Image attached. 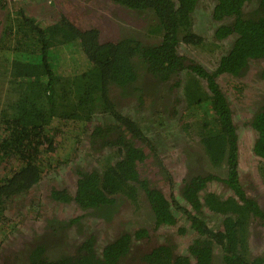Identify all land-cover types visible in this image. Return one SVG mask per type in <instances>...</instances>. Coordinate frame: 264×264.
Listing matches in <instances>:
<instances>
[{"label": "trees", "instance_id": "1", "mask_svg": "<svg viewBox=\"0 0 264 264\" xmlns=\"http://www.w3.org/2000/svg\"><path fill=\"white\" fill-rule=\"evenodd\" d=\"M200 1L100 0L104 8L123 9L139 20L142 32L151 38L156 35L151 43L144 42L146 35L142 39L136 35L137 29L117 40H103L99 29H85L64 13L48 22L22 9L13 17L8 15L0 40V78L7 83V98L0 108V233H7L2 227L8 201L39 182L51 166L66 163L80 136L91 130L96 144L115 148L112 157L90 171L78 169L74 195L53 190V198L67 202L68 195L81 209L100 216L111 214L122 201L139 202L140 191L152 210L154 226L175 225L173 209L187 215L197 233L188 247L194 264H211L215 245L222 248L223 264H264L263 256L249 253L247 243L248 223L264 222V211L238 182V122L217 82L220 74L242 77L250 62L264 61V0H215L212 19L228 20L216 29V38L230 34L235 38L213 71L188 60L181 51L182 44L210 45L192 29ZM144 74L155 85L182 86L185 128L199 137L211 165L226 164L225 177L208 171L201 157V167L183 181L179 199L173 201L140 179L137 166L146 152H154L153 146L112 96L120 95L119 102L131 97L133 107L143 109L145 98L155 96L145 92ZM259 76L264 78V68ZM107 113V120L93 123L97 114L105 117ZM248 124L255 131L251 150L264 161V104ZM213 180L226 184L234 196L224 199L204 193ZM204 207L225 215L220 226L205 221ZM46 232L43 241L31 245L24 264H123L133 238L146 235L145 228L133 233L124 230L105 243L100 253L89 236L78 245L77 253L46 260L43 247L53 235L51 229ZM154 247L143 256L148 264H191L189 256L174 253V246ZM17 256L10 251L0 264H16Z\"/></svg>", "mask_w": 264, "mask_h": 264}, {"label": "rangeland", "instance_id": "2", "mask_svg": "<svg viewBox=\"0 0 264 264\" xmlns=\"http://www.w3.org/2000/svg\"><path fill=\"white\" fill-rule=\"evenodd\" d=\"M213 3L214 0H201L193 13L194 31L206 38L207 41H210L211 36L210 14ZM20 9L44 22L56 20L60 13H64L75 23H80L83 28L95 27L107 37L121 36L128 31L136 32L135 29H137V35H140L142 26V23L136 18L131 17L127 11L123 9L114 10L104 8L100 5V0H19L9 3L0 1V40L2 39L3 29L7 25L8 15L13 17ZM126 17L127 19L123 20ZM125 22H128V25H124ZM230 41L231 39L222 41L219 44V48H216L214 52L209 51V45H205V47L200 49L187 44L181 45V51L186 57L192 58L200 63L202 62V65L212 70L220 55L224 50L229 48ZM0 53H2V51H0ZM262 68H264V61H252L243 77L232 78L222 74L217 78L221 90L227 96L231 108L233 109L234 118L239 124L237 130L239 169L243 174H248L252 179H257L256 166L259 165L260 159H256L251 151L255 131L243 122L248 121L260 105V102L264 100V78L259 76V71ZM233 83H236L238 87H235ZM6 95L7 83L4 79L0 78V108L7 98ZM182 98H184V94L182 86H180L176 88L175 105L178 108V112H176L175 117L168 115L167 109L163 110L162 106L158 114H156V118L154 117L155 114H145L143 115L144 117H142L145 120L152 119L149 132L154 138L156 149L161 160L164 161V165L168 169L172 179L170 183V181L166 180L161 174L155 173L153 182L159 184L163 189H167L168 187L171 188L174 193L181 179L187 173L185 159L189 160V162L191 161V165L194 168L197 167L196 170H198V167H201V162L203 161L196 152H188L194 156L187 155L185 152V147L188 145L196 147L198 137L191 129H188L187 126V129L185 128V122H183L184 118H180V111L185 106V102H183ZM122 103H125L123 106L125 110L131 108L129 99L120 102V104ZM77 157L86 164L87 167L97 165L96 155L91 151L86 139L82 147L79 148ZM67 166L68 164L62 166L64 171L59 170L58 172L49 173L41 181L40 190L43 195L46 194L45 192L50 186L69 187L68 189L72 188L74 180ZM213 171L218 175H222L225 173V168L213 169ZM246 182H249V180L246 179ZM245 187H247V184ZM256 189L255 191L250 190V193L256 194L257 191H259V193H257V202L259 206L264 209V184L259 181ZM209 190L222 196L228 194L221 190L215 183H210ZM41 193L38 192L41 203L34 209L28 207V197L15 200L18 208H12L9 215L12 220L18 222V229L0 241V247H2L0 250V260L6 257L10 251L15 255H24L30 251L32 244L33 247L38 242L43 241L44 237L42 236H46L45 234L47 233L45 228L46 220L50 216H56L61 220H65L68 217L83 215V212H81L76 205L42 199ZM166 193L170 198V192ZM176 198L179 199V196L176 195ZM134 211L137 212L134 213ZM205 211L206 217L212 215L209 210L205 209ZM136 214H138V225H145L149 222L146 208L142 207L137 210L124 209L121 217L112 223H106L107 220L104 221L90 215H88V217H83L79 223L75 224L79 228L83 227L85 232H78V228L75 225L70 230V233L72 235L76 233L78 237H83L85 233L95 231L94 235L97 236L98 245L101 246L105 241L107 242L110 240L120 229H126L123 223L135 219L134 215ZM135 225L136 222L133 226ZM254 225L255 224L251 226L252 231L249 245L255 254H260L264 257V230L261 226L257 225L255 232H253ZM168 230L176 231V228H169ZM190 234L191 233L188 232L184 238L178 236V244L184 246L186 238L191 237ZM23 247H25V250L22 249Z\"/></svg>", "mask_w": 264, "mask_h": 264}, {"label": "flooded vegetation", "instance_id": "3", "mask_svg": "<svg viewBox=\"0 0 264 264\" xmlns=\"http://www.w3.org/2000/svg\"><path fill=\"white\" fill-rule=\"evenodd\" d=\"M214 2H215V0H214ZM213 5H214V3H213ZM210 18H211V21H210V30H211L210 41H207L206 38H204L203 36L197 34L194 31V27H193L194 25L192 23L193 32L196 33L197 35L201 36L203 38L204 42H209L210 43L209 51L214 52V50H216V48H219V44L222 41L227 40V39H231V41H230V46H231L232 42H233V40L235 38V35L230 34V35H228V36H226L224 38H221V39H218L215 36L216 29L221 24V22H227L228 20H223L221 22L217 21V20H214V19H212L211 14H210ZM124 25H128V22H125ZM134 33H135L134 31H128V32L123 33V35H121V36H124V35L127 36V34H134ZM141 35H146L145 31L142 32V29L140 30V37H141ZM100 36H101V39H103V40H112V41L113 40H117V39H119L121 37V36L107 37V36L103 35L101 33V31H100ZM155 36L156 35H153V37L151 38V37H149V35L148 36L146 35V39L144 40V42L151 43L152 41H154V37ZM141 39H142V37H141ZM230 46H229L228 49L224 50V52L220 55V57L230 49ZM196 48H200V47H196ZM184 57L187 58L188 60L196 62L197 64H199L205 70H208V71H213L216 68V65H217V63H216L215 67L212 70H209L204 65H202V62L200 63L199 61H195L192 58L186 57L185 55H184ZM218 59H217V61H218ZM262 69H260V71ZM220 75H222V74H220ZM225 75H227L229 77H232V78H240V77L232 76L230 74H225ZM144 82L146 84V86L144 88L145 92H147L148 94L155 93V96H153V97L147 96L145 98V103L147 105L143 109H141L140 111L139 110L137 111L135 109V107H133L134 103L131 100V97L130 98H125L124 97L120 101V102H123L124 100H127V99L130 100L131 108L130 109H126V110L123 107L125 103L120 104V102H119L120 95H117L116 99L114 98L115 96L113 95L112 99L114 101H116V100L118 101V103L120 104V110L124 114L130 116L131 120L136 121L139 124V126L141 127V130H143L144 135L147 136L146 138L150 140V142H151V144L153 146L154 152L153 153L150 152V151L148 153L146 152L147 156H146L145 160L143 162L139 163L138 166H137V170H138L140 179L143 180V181L146 180L149 186H152V187H155L156 189H159L163 193V195L166 197V199L168 201H173V200L177 199L176 195L177 196L180 195V191H181V188H182V185H183V181L185 179L191 177L192 175H194L195 174L194 172L196 171L197 167L194 168L191 165V161L189 162V160L185 159L186 160L185 162H186V167H187V170H186L187 173L181 179V181H180V183H179V185L177 187V190L175 192L176 194L171 190V188L168 187L167 189H163V188L160 187L159 184H157L156 182H153V177L155 176V173L161 174L166 180L170 181V183H171L172 179H171V175H170L168 169L164 165V161L161 160V157H160V155H159V153H158V151L156 149L154 138L150 135L149 128L151 126L152 119L151 120H148V119L145 120L142 117H144L143 115H145V114H155L154 117L157 116L156 114H158V112L160 111V107L161 106H162L163 110L167 109V114L168 115H171V116L175 117L176 112H178V108L175 105L176 88L173 89L171 87V82L163 83L161 86H159L158 83L155 85L153 83V80L151 79V77L149 75H146V74H144ZM233 85L235 87H238V85L236 83H233ZM219 87H220V85H219ZM222 93H223V91H222ZM226 98H227V96H226ZM182 100H183V102H185L184 98H182ZM227 100H228V98H227ZM263 104H264V100L260 102V105L257 107L256 111ZM183 108L180 111V118L183 117L182 116ZM253 114H252V116H253ZM109 117H110V115L108 113L106 114L105 117H101L100 115L97 114L96 118L93 121V123H98L99 121H105ZM250 118L248 119V121L250 120ZM234 120H235V118H234ZM184 121L187 122L188 120L185 118L183 120V122ZM248 121L243 122V123H245V125H249ZM238 127H239V124L237 123L236 124V135H237V146H238V156H237V178H238V182H239V184L241 186V189L245 192L247 197H252L253 200L256 201V203L259 205V203L257 202V196H258L257 193H259V191H257L256 194H251L250 190H252V191L253 190L254 191L257 190L256 189L257 188V183L259 181H261L264 184V161H263L262 158L256 156L254 154V152H252L253 155L256 157V159H260L259 165L256 166V169H257L256 178L257 179H252V178L249 177L248 174H245V173L243 174L240 171V169H239L238 131H237ZM90 131L85 133V134H83L82 137L80 136V138H79V140H78V142H77V144L75 146V150H74L72 156L69 159H67L66 163L59 164V166H56V165H54L53 167L51 166L49 172L44 174L43 178L40 179L39 182L34 184L27 191L14 196L11 200L8 201V203H7V212H8V214L6 213V210H5V216H6V214H7V216H6V219L3 221V222H6V226L3 225V227H2V229L6 230L7 233L6 234L5 233H0V241L3 238H5L6 236L9 235V231H10V233H13V232H15V230L18 229L17 228L18 222L16 220H12L10 215H9L10 210L12 208H14V207L16 209L18 208V206L16 205V201L15 200L18 199V198H22V197L23 198L28 197V199H29L28 200V203H29L28 207H31L32 209L38 207L40 205V203H41V199L39 198V194H38V192L41 193V190H40L41 183H42L41 181L49 173H52V172H55V171L58 172L59 170L64 171V169H62V166L68 164L67 168H68V170H70V174H71V176L73 177V180H74V185L72 186V188L68 189L69 187L50 186L48 188V190L45 192L46 193L45 195H43L41 193V197H42V199L52 200V201H56V202H60V203L74 204L80 209L81 212H83V215H79V216H75V217L74 216L68 217L65 220H61V219L57 218L56 216H50L46 220V227L45 228L46 229H51L53 235L51 237H48V238H50V240H52V241H50V244H48V246H44L43 247L44 248L43 258H45L46 260H55L56 258L59 257V255H62V254H65V253L66 254H70V255L75 254V253H77L79 251L78 250V245L84 239L88 238L89 236H93L94 237V239H95L94 248L97 251V253H100L102 251L105 243L107 244L108 241L112 240L116 235H118L122 231L126 230V231H130V232L133 233L135 230L145 228L146 229V235L145 236H143L142 238H138V239L133 238V243H132V247H131V253L128 254L123 259V264H148V263H146L144 261L143 256L145 254L149 253L152 249L155 248L154 246H156L158 244H165V245L171 246V247L174 246L173 250H174L175 254L189 256L191 264H194V262H196V261L194 260V257L190 254V252L188 250V247L192 243L193 239L196 237L197 233L192 229L191 221L187 218V215L186 214L183 215V214H181L182 213L181 211H177V210L173 209V211H172L173 215H175V217L177 218V222H176L175 225L171 226V225L164 224V225H159V227L154 226L155 225L154 215H153L152 210L149 207L147 201L145 200V197H144L143 193L140 192V191L138 192V200H139V202L134 203V202H131L129 200L122 201V202H120L117 205V207L115 208V210L111 214L101 213L100 216L95 214L91 210L81 209L74 200L68 198V195H67V202L66 201L56 200L55 198L52 197V191L53 190H65L67 192V194L74 195L75 190H76L77 170L81 169L83 171H90V170H92V169H94L96 167H99L100 165H104L105 162H107V159L109 160L112 157V154H113L115 148H110V147H107V146H103L102 143L96 144L92 140V138L90 136ZM85 139L87 140V143H89L91 151L96 155V163H97V165H95V166L87 167L86 164H84L82 161H80L78 159V157H77L78 150H79L80 147H82V144L85 141ZM196 144H197L196 147H194L193 145H188V146L185 147V152L187 153V155L194 156L193 154L188 153V152H196L197 155H199V158L204 157L205 161L202 158L201 159L204 161V163H205L204 166L208 169V171L214 172L213 169L216 170V169H220V168H225V173L224 174L218 175V174L215 173L219 177H225L227 175L226 164L222 163V167L211 165L209 163L208 158L203 153L202 145L200 143L199 137L197 139V143ZM154 153H155V155H154ZM203 161H202V163H203ZM158 163H160L161 166H158ZM246 179H248L251 184L249 182H246ZM210 183H215L217 186L220 187L221 190H223L224 192H226L228 194L225 195V196H222V195H219V194L209 190ZM246 184H247L248 188L245 187ZM166 192H170L169 193L170 198L167 196ZM205 192H211L213 194H216L218 196L223 197L224 199L227 198V197H233L234 196L232 190L226 184H224L222 182H217V181H214V180L213 181H209L206 184V189L204 190V193ZM37 195H38V197H37ZM142 207L146 208L147 215H148V218H149V222H147L145 225L139 224L140 225L139 226L137 224V222H139L137 220V215L139 214L138 213V214L134 215L135 219H131V221H128L127 223H123L124 227L126 229H123V230L120 229L116 234H114V236H112V238L110 240H108L107 242L105 241L101 246L98 245V238H97L96 235H94L95 231L94 232H90V233H85L83 235V237H78L76 235V233L73 234V235L70 233V230L76 225L75 223H79V221L83 217H88V215L93 216L94 218L102 219L104 221L107 220L106 223H112V222L116 221L118 218L121 217L122 212H123L124 209H126V210L127 209L137 210V209H141ZM260 208L264 211V209L262 207H260ZM205 209L209 210L208 208L204 207V210ZM209 211L211 212L212 215L210 217H206L205 221L209 225H212L214 227L220 226V222L222 220V214L223 213L222 214L221 213L217 214V213H214L211 210H209ZM135 212H137V211H134V213ZM205 216H206V211H205ZM223 216H225V215L223 214ZM135 222H136V225L133 226L135 224ZM253 224H255L253 232H255V230L257 228L256 227L257 225L261 226L263 228V230H264V222L261 223L260 220L254 219V221H250L248 223L247 243H248V247H249V253L251 255L262 256L260 254H255L251 250L250 245H249L250 235H251V231H252L251 230V226ZM7 226H10L11 229L8 230L6 228ZM77 228H78L77 229L78 232H85V229L83 227L79 228L77 226ZM169 228H176V231H170V230H168ZM188 232L191 233L190 234L191 237H187L186 238L184 246L179 245L178 241H177V237L179 236V237H183L184 238V236ZM179 246H181V247H179ZM213 252H214V255H213L214 257H213V260H212L211 264H223L222 248L219 247L218 245H215V248H214ZM28 254H29V252L24 254V255L22 254L21 256L18 255L17 259H16V264H19V263L20 264H24Z\"/></svg>", "mask_w": 264, "mask_h": 264}, {"label": "built area", "instance_id": "4", "mask_svg": "<svg viewBox=\"0 0 264 264\" xmlns=\"http://www.w3.org/2000/svg\"><path fill=\"white\" fill-rule=\"evenodd\" d=\"M0 1L9 3V2H17L19 0H0Z\"/></svg>", "mask_w": 264, "mask_h": 264}, {"label": "water", "instance_id": "5", "mask_svg": "<svg viewBox=\"0 0 264 264\" xmlns=\"http://www.w3.org/2000/svg\"><path fill=\"white\" fill-rule=\"evenodd\" d=\"M0 262H1V260H0Z\"/></svg>", "mask_w": 264, "mask_h": 264}]
</instances>
